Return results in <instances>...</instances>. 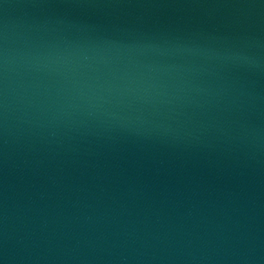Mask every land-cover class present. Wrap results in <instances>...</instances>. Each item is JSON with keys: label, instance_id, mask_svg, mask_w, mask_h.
Returning <instances> with one entry per match:
<instances>
[{"label": "water", "instance_id": "obj_1", "mask_svg": "<svg viewBox=\"0 0 264 264\" xmlns=\"http://www.w3.org/2000/svg\"><path fill=\"white\" fill-rule=\"evenodd\" d=\"M0 264H264V0H0Z\"/></svg>", "mask_w": 264, "mask_h": 264}]
</instances>
